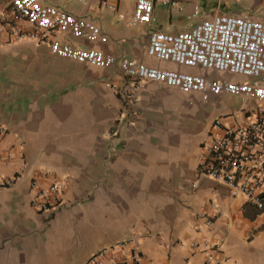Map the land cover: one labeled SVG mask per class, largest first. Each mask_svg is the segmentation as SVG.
Listing matches in <instances>:
<instances>
[{
	"label": "crops",
	"instance_id": "crops-1",
	"mask_svg": "<svg viewBox=\"0 0 264 264\" xmlns=\"http://www.w3.org/2000/svg\"><path fill=\"white\" fill-rule=\"evenodd\" d=\"M44 1L96 22L110 41L86 46L178 67L147 53L151 30H185L173 29L169 10L165 25L158 7L151 28L132 27L129 1ZM18 27L30 30L24 21ZM129 87L117 66L57 57L49 43L15 41L0 23V181L15 179L0 188V264H85L133 238L142 243L137 263L129 246L100 264H205L209 258L264 264V210L199 175L213 121L224 116L227 102L243 101L224 95L205 102L199 94L146 82L137 92L134 124L127 126L119 122V91ZM34 179L40 189L66 184L52 210L33 206ZM222 239V252L205 251L204 241Z\"/></svg>",
	"mask_w": 264,
	"mask_h": 264
},
{
	"label": "built area",
	"instance_id": "built-area-1",
	"mask_svg": "<svg viewBox=\"0 0 264 264\" xmlns=\"http://www.w3.org/2000/svg\"><path fill=\"white\" fill-rule=\"evenodd\" d=\"M124 1L134 4L132 27L151 28L158 22V7L185 14L188 20L195 21L182 31L155 29L148 34V55L160 62L175 64L177 68H159L132 58H116L84 45L83 42L106 45L110 41L96 22L77 17L44 0H0V23L8 27L15 41L33 38L40 43H49L52 54L57 57L97 68L117 66L130 84L129 89L119 91L124 105L119 122L127 126L134 124L133 107L140 100L137 92L146 82L175 88L185 94H199L205 102L224 95L241 99L247 106L243 108L242 121L231 115L213 121L199 175L225 186L233 198H245L249 204L263 210L264 21L221 12L201 18L202 9L198 5L188 9L182 0ZM22 21L28 24L29 31L18 27ZM218 74L247 81L215 76ZM114 90L117 91V87ZM114 134L119 135V130ZM14 183L15 179L1 180L0 188L11 187ZM65 185L56 182L47 189H40L39 182L34 179L31 184L33 206L40 212L52 210ZM206 224L211 225V222ZM224 242V239L215 243L206 240L203 246L207 252H222ZM141 245L139 238L124 240L98 251L85 264H100L117 248L129 246L134 250L131 260L137 263ZM205 264L226 262L209 258Z\"/></svg>",
	"mask_w": 264,
	"mask_h": 264
},
{
	"label": "rangeland",
	"instance_id": "rangeland-1",
	"mask_svg": "<svg viewBox=\"0 0 264 264\" xmlns=\"http://www.w3.org/2000/svg\"><path fill=\"white\" fill-rule=\"evenodd\" d=\"M183 3L190 9L192 5H198L202 9V16L209 17L218 12H225L233 14V11H241L245 13H249L248 16L257 19H264V0H257V2H253L254 0H230V1H223L220 0H182ZM251 2V3H250ZM167 8L159 7L158 14L160 16V21L162 24H167L168 15H167ZM173 17V29L181 28L186 29L188 26L193 24L195 21H190L187 19L185 14L180 13H173L171 15ZM199 71L192 72L198 73ZM225 78L234 79V77L230 75H226ZM236 98V97H235ZM209 106V104L207 105ZM243 108H247L246 105L241 106L236 101L234 102H227L225 104L223 115H231L232 118L235 120L242 121L244 119V111Z\"/></svg>",
	"mask_w": 264,
	"mask_h": 264
},
{
	"label": "trees",
	"instance_id": "trees-1",
	"mask_svg": "<svg viewBox=\"0 0 264 264\" xmlns=\"http://www.w3.org/2000/svg\"><path fill=\"white\" fill-rule=\"evenodd\" d=\"M264 210V209H263ZM263 210H259V212H263Z\"/></svg>",
	"mask_w": 264,
	"mask_h": 264
}]
</instances>
